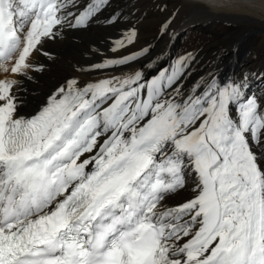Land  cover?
Masks as SVG:
<instances>
[{
    "label": "snow or ice",
    "instance_id": "snow-or-ice-1",
    "mask_svg": "<svg viewBox=\"0 0 264 264\" xmlns=\"http://www.w3.org/2000/svg\"><path fill=\"white\" fill-rule=\"evenodd\" d=\"M110 6L0 0V264H264V94H249L247 77L185 89L189 53L147 79L67 78L38 111H22L18 77L43 70L33 54ZM136 38L130 27L111 51ZM146 54L74 70L131 67ZM189 180L190 197L169 203Z\"/></svg>",
    "mask_w": 264,
    "mask_h": 264
},
{
    "label": "bare ground",
    "instance_id": "bare-ground-1",
    "mask_svg": "<svg viewBox=\"0 0 264 264\" xmlns=\"http://www.w3.org/2000/svg\"><path fill=\"white\" fill-rule=\"evenodd\" d=\"M159 1L161 2L162 0ZM181 1H186L189 4L187 12V16L190 17L189 20L182 26L176 27L173 30L172 38L168 41L165 40L163 42H157L156 44L152 43V46L148 48L149 54L141 56L137 61L132 63L131 67L123 66L87 73H80L74 70L77 67L88 68L91 64L100 63L105 58L127 56L131 52H137L143 48H147V40L143 33V24L146 15L133 11L134 0H111V6L100 15L99 22H93L87 28L66 29L61 37L54 41L49 40L45 42L42 51L40 53H34L31 57L32 63L38 67L43 66V70L30 71L29 76L32 79L18 77L20 85L17 94L24 104L22 111L25 113L38 111L46 101L47 96L56 87L63 84L67 78L73 76L78 77L81 81H88L104 78L109 75L119 76L124 72L140 70L146 79L154 77L158 75L157 73L162 63L168 62L175 55L178 46L177 42L182 33L188 29L187 26L198 25L203 30H209L208 33H212L211 35H217V30L208 28L211 27L209 25L210 22L213 23L216 20H224L230 26L238 28L237 32L239 31L243 34L239 36V40H235L236 42L240 41L239 48L237 44L235 48L228 49L227 46H223L221 49H217L216 42L218 40H210L205 48L201 50L197 58H200L203 53L207 52L210 54L212 61L205 68H202V64L198 65L199 62H194L189 68H186L184 75L188 74V70L189 74L186 76L187 83L184 88L190 89L202 78L209 79L211 76H215L218 81L223 82L227 74H231L236 78L237 74L239 76L247 70L249 72L247 77L249 86L247 89L248 93H256L257 95L264 94V71H259L254 75V72L251 70L253 65L249 64L247 66L244 63L249 54L255 50L250 46L244 47V49L241 48V45L246 41H250L252 36L264 33V9L242 6L240 0H215V3L219 7L212 10L190 6L193 0ZM160 2L156 1V3ZM160 6L157 4L155 6L153 5V12L157 14L163 12ZM114 15L118 17L115 23H104L106 18H111ZM197 15H202L203 17L195 18ZM200 24L204 25V27ZM133 26L137 30V38L134 44L128 46L126 49H120L118 52H112L113 42L120 39L125 31ZM241 28L244 33L241 32ZM224 49L226 50L225 53H223ZM240 51L244 52L243 58L239 60L241 63L239 64V61L238 63L232 62V57L237 52L239 57ZM45 52L48 55H44ZM223 56L227 57L225 58ZM263 60L264 57H262ZM262 61L257 65H262ZM227 67L229 68L226 69ZM261 166L264 167V159L261 160ZM190 195L191 181L189 180L188 187L174 196L169 203L182 202L189 198Z\"/></svg>",
    "mask_w": 264,
    "mask_h": 264
},
{
    "label": "rangeland",
    "instance_id": "rangeland-1",
    "mask_svg": "<svg viewBox=\"0 0 264 264\" xmlns=\"http://www.w3.org/2000/svg\"><path fill=\"white\" fill-rule=\"evenodd\" d=\"M135 4L132 7L133 11L136 13L140 14H145L146 17L144 18V24H143V33L145 36V39L147 40L146 42V47L149 48L153 44H156L157 42H163L165 40H169L172 38L173 35V30L176 29V27L182 26L187 20H189V16H187L189 4L186 1H179V0H162L161 2L159 0H134ZM160 2V3H156ZM186 2V3H184ZM158 5L163 9V12H159L160 14H157L153 12V5ZM152 8V9H151ZM179 10V11H177ZM152 13V14H151ZM173 13H176L174 16L172 15ZM202 15H197L195 18H202ZM171 20V24L169 27L166 29V34H161V25L163 22ZM201 25V24H200ZM211 29L217 30V35H211L209 30H203L202 28L198 27V25H190L187 26L188 29L185 30L180 39L178 40V46H177V51H175V55L172 56L169 61L162 63L160 66V69L158 70L159 74L162 70H167L171 72L172 67L174 66L175 62L179 60L181 57H185L186 54H191V58L186 61L187 67L194 63V62H199V64H202V68H205L206 65L212 61V58L210 57L209 53H203L200 58H197L198 55L200 54L201 50L205 48L206 44L210 40H218L216 42V48L221 49L223 46H227L229 48H235L238 44V48L240 45V41L236 42L239 40V36H242L239 31L237 32L238 28H235L234 26H230L224 20H216L213 21V23L210 22ZM204 27V25H201ZM145 30V31H144ZM237 32V33H236ZM241 32H243L241 28ZM216 33V32H215ZM244 33V32H243ZM215 38V39H214ZM224 38V40H223ZM236 40V41H235ZM235 41V42H234ZM165 45V44H163ZM250 46L252 47L255 51L251 52L247 58L245 59L244 63L247 64H252L253 67H251V70L254 72V75L258 73L259 71H264V60L262 61V57H264V33H259L256 34V36H252L250 41H246L241 45V48L244 49V47ZM163 51L164 49L161 48ZM226 50H223V53H225ZM134 53V52H131ZM208 56V57H207ZM244 56V52L240 51V55L238 57V52L232 57V62H237L241 60ZM203 57V58H202ZM227 57V56H223ZM208 58V59H207ZM199 59V61H198ZM262 61V65H257ZM166 63V64H165ZM241 62L239 61V64ZM186 68L184 69V73L186 72ZM227 67L226 69H228ZM225 69V70H226ZM245 73H242L235 78L233 75H227L228 79L224 77L223 82H227L229 80L235 79V80H240L243 77H248V71H244ZM189 74V70H188ZM188 74L184 75V80H183V86L187 83L186 76ZM244 74V75H243ZM242 75V76H241ZM251 94V93H249Z\"/></svg>",
    "mask_w": 264,
    "mask_h": 264
}]
</instances>
